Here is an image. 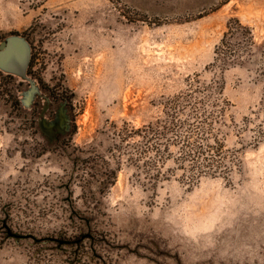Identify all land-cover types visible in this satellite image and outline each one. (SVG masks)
Segmentation results:
<instances>
[{"label": "rangeland", "instance_id": "rangeland-1", "mask_svg": "<svg viewBox=\"0 0 264 264\" xmlns=\"http://www.w3.org/2000/svg\"><path fill=\"white\" fill-rule=\"evenodd\" d=\"M233 19L255 45L224 67ZM0 71V264H264V0H0ZM190 91L232 172L191 182L171 147L150 184L122 134Z\"/></svg>", "mask_w": 264, "mask_h": 264}, {"label": "trees", "instance_id": "trees-1", "mask_svg": "<svg viewBox=\"0 0 264 264\" xmlns=\"http://www.w3.org/2000/svg\"><path fill=\"white\" fill-rule=\"evenodd\" d=\"M12 36L21 35L12 34ZM21 37L26 40L33 51L29 34H24ZM235 40L240 43H235ZM254 45L250 30L242 26L239 20L233 19L228 24V31L224 34L220 45L216 48V60L222 62L224 67L234 65L240 56L247 49L253 48ZM33 64L34 55L32 53L28 75L32 73ZM37 80L41 90L47 94L46 97L51 105L56 104L57 113H61L66 119V126L57 138L68 136L73 128L72 94L67 89L50 88L42 80ZM14 81L12 75H4L0 71L2 94L10 99H15V104L12 107L16 108L17 106L20 109L21 102L15 98L13 88L11 89ZM203 90L207 92L208 87H204ZM195 93V91H190V93L168 100L165 104L166 111L163 118L137 130L127 127L122 134L123 139L126 138V140L139 139L138 145H129V147L130 150L135 151L137 161L142 164L150 184H156L160 178L164 177L162 165L170 156L171 147L178 148L176 160L180 166H184L191 173L189 179L191 182L206 175H228L232 172L234 163H229L228 155L224 150L225 145L218 139L220 130L216 128L223 118V108L218 111L216 108L218 106L211 101L209 96L197 99L193 97Z\"/></svg>", "mask_w": 264, "mask_h": 264}]
</instances>
